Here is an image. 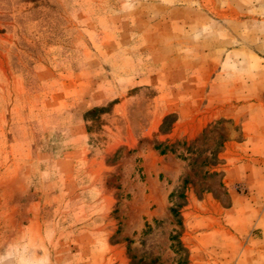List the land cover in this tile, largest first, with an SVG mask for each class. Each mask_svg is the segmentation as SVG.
I'll use <instances>...</instances> for the list:
<instances>
[{"label":"rangeland","instance_id":"1","mask_svg":"<svg viewBox=\"0 0 264 264\" xmlns=\"http://www.w3.org/2000/svg\"><path fill=\"white\" fill-rule=\"evenodd\" d=\"M0 264H264V0H0Z\"/></svg>","mask_w":264,"mask_h":264},{"label":"trees","instance_id":"2","mask_svg":"<svg viewBox=\"0 0 264 264\" xmlns=\"http://www.w3.org/2000/svg\"><path fill=\"white\" fill-rule=\"evenodd\" d=\"M98 111V109H92L91 111H89L87 114L89 115V116H93L94 114H96V112ZM163 151H161V153H162Z\"/></svg>","mask_w":264,"mask_h":264}]
</instances>
